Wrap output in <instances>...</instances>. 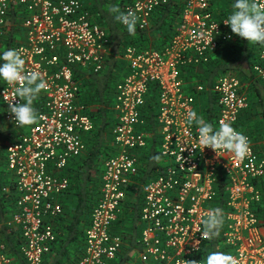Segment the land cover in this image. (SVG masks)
<instances>
[{
  "label": "built area",
  "instance_id": "1",
  "mask_svg": "<svg viewBox=\"0 0 264 264\" xmlns=\"http://www.w3.org/2000/svg\"><path fill=\"white\" fill-rule=\"evenodd\" d=\"M90 1L0 0V52L14 29L13 49L25 60V72H40L47 85L40 93L44 101L37 123L22 133L8 104L22 101L12 85L0 86L2 121L16 131L4 146L12 183L1 187V193L13 186L15 197L9 216H0V264H14L5 240L13 232L20 236L25 264H45L56 244L53 223L63 212L60 198L70 186L65 170L83 156V136L94 128L81 101L77 73L101 74L109 54L106 30L90 15ZM167 2L125 0L121 11L135 12L137 29L143 30ZM211 2L180 0L179 25L162 49L129 48L120 58L126 74L115 85L112 102L114 154L101 167L99 198L84 231L82 253L67 264H111L120 250L121 238L110 229L148 148L144 108L153 92L162 170L142 186L141 250L133 264H204L210 240L202 239L203 220L217 207L220 190L225 222L219 248L235 264H264V226L256 213L264 207V157L243 132L249 141L245 159L218 156L199 144L195 125L187 123L188 113L197 112L195 97L202 93L214 99L215 110L206 120L214 127L223 121L240 131V117L249 107L244 82L231 73L217 76L208 88L195 85L194 94L184 88L183 70L210 64L232 38L230 27L214 18ZM252 73L264 84V46Z\"/></svg>",
  "mask_w": 264,
  "mask_h": 264
},
{
  "label": "trees",
  "instance_id": "2",
  "mask_svg": "<svg viewBox=\"0 0 264 264\" xmlns=\"http://www.w3.org/2000/svg\"><path fill=\"white\" fill-rule=\"evenodd\" d=\"M125 0H91L89 12L92 18L102 25L107 33L109 41V54L104 61V69L101 74L94 75L86 71L77 73L76 80L79 82L81 90L82 104L87 107L86 114L93 122V130L83 136L86 152L82 157L72 161L65 175L69 179V190L64 195V200L60 201L63 212L54 221L53 227L56 234V244L46 257L47 264H67L77 259L83 250L84 231L89 224L92 208L99 198L101 186V167L104 161L114 154L112 146L111 129L115 124V115L112 111V102L114 98L115 85L126 74V69L120 58L129 48H135L137 51L152 48L155 50L162 49L172 38L180 22L181 3L180 0H168L167 4L156 11L151 19L147 29H137L134 35H129L126 29H122L118 22L110 14L109 9L112 6L119 7ZM15 34L14 29L8 33L4 46V51L13 49ZM239 38L233 34L229 41V47L233 48L234 41ZM241 46V45H240ZM262 46L248 43L242 40V47L231 57L215 60L208 65L201 67V70L185 69L181 76L185 81V90L194 94L193 84L196 81L211 86L217 76L232 73L238 70L239 62L245 60L248 71L252 73V67L257 62ZM238 66V67H237ZM239 71V70H238ZM240 72V71H239ZM242 73L243 76L246 74ZM239 73V74H240ZM253 76V73L252 75ZM243 78L242 77V81ZM257 81V80H256ZM260 83L259 81H257ZM2 82H0V86ZM252 98L255 103L260 105L263 110L259 114L264 121V84L254 85L251 87ZM203 98L204 106L202 111L206 112L208 120H211L214 107V99L208 93ZM196 96V97H197ZM253 99V102H254ZM43 96L41 94L33 102V107L37 114L41 112L43 105ZM252 101V100H251ZM254 105V104H253ZM256 107V106H255ZM252 106L242 113L245 120L252 117L250 111ZM156 117V93H152L146 102L144 108V119L146 129L153 132L152 139L148 143L146 155L140 159L139 172L134 178V185H130L126 190V198L121 206L116 221L112 224L110 234L121 238L122 245L117 252L114 261L111 264H133L137 253L141 250L140 242V224L139 213L142 205V186L150 180L156 178L162 170L160 158L158 156L159 139L155 133ZM259 122V121H258ZM255 124H250L252 132L256 130ZM248 123L244 124L242 117L239 120V130L250 137L251 132ZM23 127L21 133L25 132ZM16 138V131L7 129L2 121V110L0 108V176L6 173L4 143ZM3 143V144H2ZM262 150H256L258 154L264 157V144ZM4 180L0 181V216L8 206L14 202V188L10 189L7 194L1 193V186ZM216 208L223 209L224 192H218V205ZM259 220L264 226V207L256 209ZM224 225V224H223ZM223 228V226H222ZM222 231V229H221ZM221 232L218 237L210 240V251H222L219 248ZM8 250L12 256L14 264H25L19 251L20 236L13 232L5 237ZM227 253L226 251H222ZM204 262V257L201 258ZM46 264V261H45Z\"/></svg>",
  "mask_w": 264,
  "mask_h": 264
},
{
  "label": "clouds",
  "instance_id": "3",
  "mask_svg": "<svg viewBox=\"0 0 264 264\" xmlns=\"http://www.w3.org/2000/svg\"><path fill=\"white\" fill-rule=\"evenodd\" d=\"M113 18L126 29L129 35L137 30L139 17L135 12H122L119 7L109 9ZM223 24L230 27L231 33L248 43L264 46V2L258 0H233L231 11ZM231 39V37H229ZM0 82L12 85L14 96L22 103H8L9 111L17 127L32 126L39 117L33 107L34 100L46 89L42 74L37 71L25 72V60L15 49L0 52ZM189 126L195 125L199 144L219 153L231 155L243 160L249 152L247 136L234 128L230 123L221 121L218 127L207 122L196 111L187 115ZM225 222L223 209L210 210L203 220L202 239L213 240L220 235ZM204 264H235L234 258L222 251H210L204 257Z\"/></svg>",
  "mask_w": 264,
  "mask_h": 264
},
{
  "label": "crops",
  "instance_id": "4",
  "mask_svg": "<svg viewBox=\"0 0 264 264\" xmlns=\"http://www.w3.org/2000/svg\"><path fill=\"white\" fill-rule=\"evenodd\" d=\"M232 3H233V0H212V2H211V10H212L214 18L216 20H218V21H222V20L226 19L227 16L229 15L230 11H231ZM229 31L231 32L230 29H229ZM232 37H233V34H232ZM233 44H234V51H233V48L232 49L228 48L229 47L228 46L229 45V41L227 43H225L224 45H222L212 55L211 62H214L215 60H218V59H221V58L223 59V56H225V58H227L228 56L229 57L234 56L236 54V51H238V49L240 47H242V39L241 38H236V40L234 41ZM244 61L245 60H241L239 62V67L238 66L237 67H238V70L240 72H243L246 75L243 76L242 73H240L238 70H236L235 72L240 73V75L243 78H246L243 81L244 82L243 84L245 86V91L244 92H245V94H246V96L248 98L249 105L252 106L251 111H250L252 117L248 118V120L247 119L245 120V116H241V117H242V120H243L244 124L248 123V125H249L248 129H250L249 132H251L250 135L252 136L251 138H252V141H253V143L255 145L256 150H262L263 149L262 144H264V121L263 122L261 121L262 117H260L261 115L259 116V114L261 113L263 108L260 105H258L257 103H255V99L251 97L253 95L251 94V90H250L252 86L260 85V83H258L257 82L258 80L256 81V79L253 76H251L252 73H250V71H248L246 62H244ZM201 67H203V66H201ZM201 67L197 68L196 70H201ZM241 80H242V78H241ZM197 84H202V83H200L199 81H196L193 84V86H195ZM202 85H204V84H202ZM185 86H186V84H185V81H184V88H185ZM204 86L207 87L206 85H204ZM249 94H251V96ZM205 97H206V94H204L202 96H199V97L198 96L195 97V99H196V109H197L198 115L202 116L205 120H208V118H207L208 115H206V112L202 111V108H203L202 105L204 106L203 98H205ZM253 99H254V102H253ZM214 110H215V106L213 107V111ZM250 124H255L254 126L257 127L255 131L252 132L253 129L251 130ZM6 127H7V129H9L8 125H6ZM146 127H145V130L148 132V134H150V136H151L150 140H151L152 136H153V132L147 130ZM154 134L158 137V139L160 138L158 130H157V127L155 128V133ZM5 144L6 143H4V146H5ZM85 152H86V146H85ZM2 180H4V183H3V185L1 187H4L5 185L9 186L12 183L11 175H9V173H5V174L1 175L0 176V181H2ZM64 199H65V196L63 195L60 198V201H62ZM66 200H67V198L64 200V202H66ZM11 207L12 206H8V207L5 208L4 213L2 215L3 218H7L9 216V214L12 212L11 211L12 210ZM45 261H46V264H47V258L46 257H45Z\"/></svg>",
  "mask_w": 264,
  "mask_h": 264
},
{
  "label": "rangeland",
  "instance_id": "5",
  "mask_svg": "<svg viewBox=\"0 0 264 264\" xmlns=\"http://www.w3.org/2000/svg\"><path fill=\"white\" fill-rule=\"evenodd\" d=\"M231 74H233V75L239 77L240 79L242 78V76H241L239 73L235 72V71H232ZM243 81H244V79H243Z\"/></svg>",
  "mask_w": 264,
  "mask_h": 264
}]
</instances>
